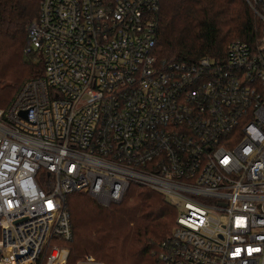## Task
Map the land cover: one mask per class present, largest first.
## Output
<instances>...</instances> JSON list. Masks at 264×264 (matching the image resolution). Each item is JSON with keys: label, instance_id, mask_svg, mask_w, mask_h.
<instances>
[{"label": "built area", "instance_id": "built-area-1", "mask_svg": "<svg viewBox=\"0 0 264 264\" xmlns=\"http://www.w3.org/2000/svg\"><path fill=\"white\" fill-rule=\"evenodd\" d=\"M160 3L39 0L42 74L0 108V264H66L44 254L72 237L66 195L108 206L131 183L177 210L157 264H264V26L223 59L160 60Z\"/></svg>", "mask_w": 264, "mask_h": 264}, {"label": "trees", "instance_id": "trees-1", "mask_svg": "<svg viewBox=\"0 0 264 264\" xmlns=\"http://www.w3.org/2000/svg\"><path fill=\"white\" fill-rule=\"evenodd\" d=\"M248 1L161 0L155 54L166 61L218 60L235 38L255 42L264 21ZM38 6L39 0H0V108L9 106L26 79L42 74L41 58L25 51L27 25ZM255 8L261 13L260 6ZM66 203L72 237L52 238L44 250L47 254L54 243L66 246V264L87 254L110 264H157L155 251L177 215L161 192L134 183L118 204L102 206L83 191L67 194Z\"/></svg>", "mask_w": 264, "mask_h": 264}, {"label": "rangeland", "instance_id": "rangeland-1", "mask_svg": "<svg viewBox=\"0 0 264 264\" xmlns=\"http://www.w3.org/2000/svg\"><path fill=\"white\" fill-rule=\"evenodd\" d=\"M12 60H14L13 58H12ZM15 61V60H14ZM35 63H37V61L35 62ZM15 62L14 63H11L10 65H8L7 66V70H11V69H13L15 66ZM40 177V179L41 180H47V176H46V174L44 173V174H42L41 176H39ZM127 191H128V189L126 190V192L124 193V195H123V197H122V199L124 198V196H125V194L127 193ZM70 199V198H69ZM94 199V198H93ZM122 199L120 200V201H122ZM95 200V199H94ZM97 203H99L97 200H95ZM119 201V202H120ZM119 202H117V203H115V204H118ZM100 204V203H99ZM112 204H114V203H112ZM100 205H102V204H100ZM102 206H104V205H102ZM57 243V242H56ZM60 246H62V245H60ZM100 261V260H99ZM101 262H104L105 264H110V263H107L106 261H102L101 260ZM75 264H89V263H87V262H85V261H83V258H81V259H78L77 261H76V263Z\"/></svg>", "mask_w": 264, "mask_h": 264}]
</instances>
